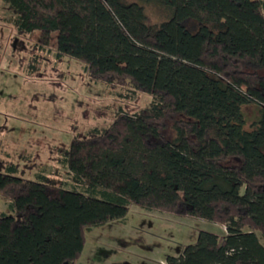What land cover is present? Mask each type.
Segmentation results:
<instances>
[{"label":"trees","instance_id":"obj_1","mask_svg":"<svg viewBox=\"0 0 264 264\" xmlns=\"http://www.w3.org/2000/svg\"><path fill=\"white\" fill-rule=\"evenodd\" d=\"M2 1L40 49L55 34L57 59L152 102L60 150L73 188L0 172V264H76L131 205L225 226L166 264H264V0Z\"/></svg>","mask_w":264,"mask_h":264},{"label":"rangeland","instance_id":"obj_2","mask_svg":"<svg viewBox=\"0 0 264 264\" xmlns=\"http://www.w3.org/2000/svg\"><path fill=\"white\" fill-rule=\"evenodd\" d=\"M13 19L0 0V172L15 167L18 176L43 175L73 188L60 150L74 137L108 127L120 111L145 109L152 96L130 86L91 80L82 62L55 57V34L49 46L40 49L39 33H20ZM260 110L254 103L242 107L248 129ZM0 213L13 214L1 194ZM222 229L205 219L131 205L125 219L86 230L76 264H162L195 243L200 230L221 234Z\"/></svg>","mask_w":264,"mask_h":264},{"label":"crops","instance_id":"obj_3","mask_svg":"<svg viewBox=\"0 0 264 264\" xmlns=\"http://www.w3.org/2000/svg\"><path fill=\"white\" fill-rule=\"evenodd\" d=\"M221 226H222L223 229H222V233L220 235H223V234L226 233V228H225L224 225H221ZM162 264H166V261H163Z\"/></svg>","mask_w":264,"mask_h":264}]
</instances>
